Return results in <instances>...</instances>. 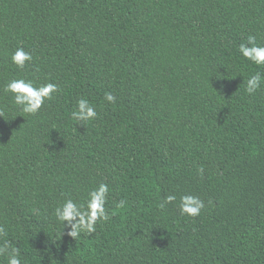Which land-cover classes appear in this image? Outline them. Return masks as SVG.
Here are the masks:
<instances>
[{"label":"trees","instance_id":"1","mask_svg":"<svg viewBox=\"0 0 264 264\" xmlns=\"http://www.w3.org/2000/svg\"><path fill=\"white\" fill-rule=\"evenodd\" d=\"M249 35L264 45V0H0V226L22 264H264ZM18 47L33 55L23 70ZM21 76L59 85L35 116L4 91ZM81 97L95 121L72 119ZM100 183L112 218L74 240L54 210ZM184 195L199 216L181 215Z\"/></svg>","mask_w":264,"mask_h":264},{"label":"clouds","instance_id":"2","mask_svg":"<svg viewBox=\"0 0 264 264\" xmlns=\"http://www.w3.org/2000/svg\"><path fill=\"white\" fill-rule=\"evenodd\" d=\"M238 51L245 60L264 68V45L258 44L256 36L249 35L247 42L238 46ZM10 59L17 69L23 70L32 63L33 55L23 47H18L10 54ZM262 83L264 76L260 72L250 75L246 81L245 92L252 95L261 88ZM59 90V85L54 82L37 84L34 80L23 76L10 79L4 86V91L11 94L12 102L18 111L29 116L37 115L45 102L51 101L53 94ZM104 99L109 104L115 103V97L111 93H105ZM98 115L93 103L83 97L77 99L75 109L71 113L72 119L80 123L95 121ZM108 198V184L100 183L88 191L83 201L69 197L59 204L54 210L56 220L61 223L62 229L65 227L70 229L68 235L74 240L81 234L90 236L96 232L98 225L107 223L112 218L106 206ZM175 200V195L165 197L166 203ZM125 204L126 201L120 199L116 207L123 208ZM179 207L181 215L197 217L201 214L204 204L198 197L184 195L180 197ZM6 237L5 228L0 226V255L7 256L8 264H22L19 248L13 247Z\"/></svg>","mask_w":264,"mask_h":264}]
</instances>
